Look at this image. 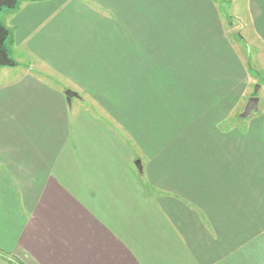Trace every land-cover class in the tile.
I'll return each mask as SVG.
<instances>
[{
    "label": "crops",
    "instance_id": "obj_1",
    "mask_svg": "<svg viewBox=\"0 0 264 264\" xmlns=\"http://www.w3.org/2000/svg\"><path fill=\"white\" fill-rule=\"evenodd\" d=\"M215 2L11 10L35 71L0 83V264H264V99L237 119L249 71Z\"/></svg>",
    "mask_w": 264,
    "mask_h": 264
},
{
    "label": "rangeland",
    "instance_id": "obj_2",
    "mask_svg": "<svg viewBox=\"0 0 264 264\" xmlns=\"http://www.w3.org/2000/svg\"><path fill=\"white\" fill-rule=\"evenodd\" d=\"M15 1H17V3L20 2V0H14V2ZM215 1V4L219 9L223 35L231 44L232 49L241 59L246 70L249 71L248 75L249 82H251V87L249 88L248 92L249 94H252L250 97L257 96L259 98L260 96L264 99V44L255 33V21H253V18L256 17L255 12H259L263 6L261 4L262 2H257V0H250V2L249 0ZM14 6L15 5L13 3L12 7L2 8L0 10V26L3 28L4 32L6 30V35L4 34V37L1 41V47L3 45L2 48L6 51L7 55L11 59V64L8 65L9 67H0V83L4 82L7 78L17 77L24 74L25 72H27V69H29V71L32 73H34L35 71V69L32 68L21 67V64H28L30 62H27L28 59L25 55L11 52L12 48L10 45L12 43L10 44L8 43V41H6L8 40L7 37L10 32V30L5 27L7 25L6 20ZM42 75L44 74L42 73L41 76ZM133 79L134 78H132L131 80ZM257 85L258 89L256 92H254ZM76 96H78V99H76L78 100L77 102H79L81 105H83L84 107H88L90 105L94 107L95 110L92 111H96L95 114L97 113L100 114V116L102 115L104 117H107V114L100 109L99 104H97L95 101L85 99V97H87L85 95V92L79 91L78 95ZM72 98L73 96L70 97V100ZM96 109H98V111ZM243 109L244 107L242 108V105L240 104V106L237 108V119L238 117H240V114L242 113L241 111H243ZM233 117L234 115H232L226 123L233 122ZM107 118L111 121V124H115V121H113L109 116ZM240 122H242V119H240ZM141 158H143L144 160L145 157L143 156V154Z\"/></svg>",
    "mask_w": 264,
    "mask_h": 264
},
{
    "label": "water",
    "instance_id": "obj_3",
    "mask_svg": "<svg viewBox=\"0 0 264 264\" xmlns=\"http://www.w3.org/2000/svg\"><path fill=\"white\" fill-rule=\"evenodd\" d=\"M14 3V0H0V10L2 8H9L12 7ZM4 30L3 28L0 26V67L1 66H8L11 64V59L9 58V56L7 55L6 51L1 47V41L4 37ZM258 89V85L255 87V91L256 92ZM66 96H67V101L70 100V97L75 96L76 94L74 92H71L69 90H67L65 92ZM258 97L257 96H252L247 100V103L244 106V109L242 111V113L240 114V117L245 118L247 117L252 111H256L257 110V106H258Z\"/></svg>",
    "mask_w": 264,
    "mask_h": 264
},
{
    "label": "trees",
    "instance_id": "obj_4",
    "mask_svg": "<svg viewBox=\"0 0 264 264\" xmlns=\"http://www.w3.org/2000/svg\"><path fill=\"white\" fill-rule=\"evenodd\" d=\"M26 1H30V0H26ZM31 1H32V0H31ZM17 4H18L17 1H15V2H14V5H15V6L13 7V9L17 6ZM13 9H12V10H13ZM5 35H6V30H5ZM7 39H8V40H6V41H8V43L11 44V43H12V34H11L10 32H9V35H8ZM4 46H5V45H4ZM2 47H3V45H2Z\"/></svg>",
    "mask_w": 264,
    "mask_h": 264
}]
</instances>
